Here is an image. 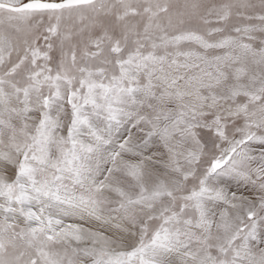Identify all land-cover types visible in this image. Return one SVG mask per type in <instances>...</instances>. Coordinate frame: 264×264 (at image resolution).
Here are the masks:
<instances>
[{
	"label": "snow or ice",
	"instance_id": "1",
	"mask_svg": "<svg viewBox=\"0 0 264 264\" xmlns=\"http://www.w3.org/2000/svg\"><path fill=\"white\" fill-rule=\"evenodd\" d=\"M0 264H264V0H0Z\"/></svg>",
	"mask_w": 264,
	"mask_h": 264
}]
</instances>
